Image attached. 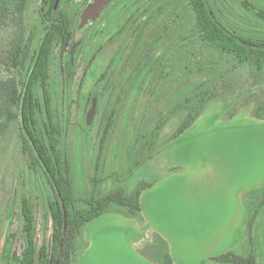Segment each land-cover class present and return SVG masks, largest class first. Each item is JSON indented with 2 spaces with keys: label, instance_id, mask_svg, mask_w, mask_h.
<instances>
[{
  "label": "rangeland",
  "instance_id": "1",
  "mask_svg": "<svg viewBox=\"0 0 264 264\" xmlns=\"http://www.w3.org/2000/svg\"><path fill=\"white\" fill-rule=\"evenodd\" d=\"M39 1L29 11L32 25ZM93 1H70L73 39L64 52L58 45L53 55V113L63 127L61 149L72 164L79 201L121 188L131 193L142 183L153 186L141 195L139 216L129 218L113 206L83 228L73 264H163L166 251L174 264H202L234 242L233 229L242 215L255 218V245L246 224L233 251L248 255L255 249L257 263L264 264V74L226 76L227 85L193 127L175 136L186 116L178 109L208 79L193 73L196 61L217 64L222 57L205 48L193 58L192 70L181 71L186 60L176 51L175 33L149 45V28L164 24L154 12L162 0H108L81 31L82 16ZM208 1L217 12L218 0ZM248 1L264 10V0ZM11 34L0 31V57ZM142 54L148 56L139 65ZM3 68L0 76L9 75ZM24 166L19 130L12 127L0 150V236L6 235L0 248L7 264H18L25 248L19 222L23 194L35 205L38 247H51L53 241L42 197L46 189ZM158 232L177 240L175 253ZM213 258L206 264H219Z\"/></svg>",
  "mask_w": 264,
  "mask_h": 264
},
{
  "label": "trees",
  "instance_id": "2",
  "mask_svg": "<svg viewBox=\"0 0 264 264\" xmlns=\"http://www.w3.org/2000/svg\"><path fill=\"white\" fill-rule=\"evenodd\" d=\"M35 1L0 0V31L9 29L12 33L6 54L0 57V66L10 73L0 76V150L12 127L17 128L25 160L24 171L36 177L40 189H46L42 196L45 215H49L53 223L52 246L43 244L39 248L33 198L23 194L19 222L25 248L18 264H73L75 241L83 228L105 216L113 206L120 207L129 218L139 216L141 195L153 185L142 183L131 193L121 188L102 197L92 196L84 201L77 198L72 164L61 149L63 127L53 113L51 83L56 47L61 45L64 52L73 39V18L68 13L71 0H40L34 16L37 20L32 25L29 11ZM161 2V7L154 12L165 18L164 24L149 28V45L155 46L163 36L170 34L169 31L175 33L178 36L175 41L179 44L176 51L182 52V61L186 60L181 71L192 70L193 58H198L205 48L215 50L222 57L217 64L196 61L193 73L200 72L208 79L178 109L179 113L186 111L174 134L179 136L193 127L206 106L218 97V89L227 85L226 76L240 72L245 75L246 71L251 74L250 78L255 77L256 72L264 74V36L257 38L244 34L251 31L255 35H264V10L248 0H218L217 12L208 0ZM147 56L142 54L137 64ZM167 63L166 60L164 65ZM147 66L142 64L140 67ZM154 67L156 75L160 69L157 65ZM110 127L111 123H108L103 132L102 148ZM254 219L251 215L246 221L252 248L255 245L252 236ZM0 237L4 242L5 233ZM252 250L248 255L230 251L213 260L219 264H258L257 253ZM3 251L0 248V264H7L2 259ZM163 264H174L167 251Z\"/></svg>",
  "mask_w": 264,
  "mask_h": 264
},
{
  "label": "crops",
  "instance_id": "3",
  "mask_svg": "<svg viewBox=\"0 0 264 264\" xmlns=\"http://www.w3.org/2000/svg\"><path fill=\"white\" fill-rule=\"evenodd\" d=\"M248 218V217H247ZM247 218H246V215H242V217L239 219L238 221V225L233 229L235 230V236H234V239H233V243L231 245L227 244L223 250H219V251H214L213 253H211V255L205 259H202V264H206L208 263V261L210 260V258L212 257H216L214 256L215 254H224V253H227V252H230V251H233L234 248L238 249V241L240 239H242L243 235H242V232L246 229V221H247ZM244 233V232H243ZM158 234H160V237L164 240V242L167 244L168 248H169V251L170 249L172 250L173 253H175L176 251L174 250V248H176L174 246V241H177L175 238L171 239L170 237H168L167 235L163 234V233H160L158 232ZM242 235V237H241ZM234 252V251H233ZM174 255V254H173ZM218 255V256H219Z\"/></svg>",
  "mask_w": 264,
  "mask_h": 264
},
{
  "label": "water",
  "instance_id": "4",
  "mask_svg": "<svg viewBox=\"0 0 264 264\" xmlns=\"http://www.w3.org/2000/svg\"><path fill=\"white\" fill-rule=\"evenodd\" d=\"M107 1L108 0H95L86 8L79 27L81 31H84L89 22L96 18Z\"/></svg>",
  "mask_w": 264,
  "mask_h": 264
}]
</instances>
